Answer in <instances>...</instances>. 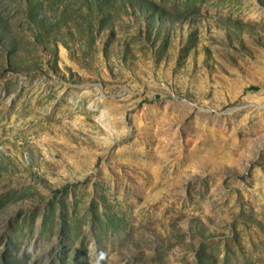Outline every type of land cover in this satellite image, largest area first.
<instances>
[{"label":"rangeland","instance_id":"1","mask_svg":"<svg viewBox=\"0 0 264 264\" xmlns=\"http://www.w3.org/2000/svg\"><path fill=\"white\" fill-rule=\"evenodd\" d=\"M0 264H264V0H0Z\"/></svg>","mask_w":264,"mask_h":264}]
</instances>
